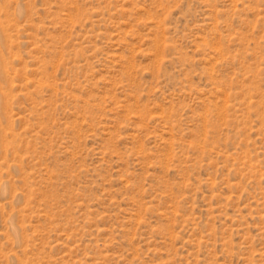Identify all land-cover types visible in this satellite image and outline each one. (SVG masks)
Here are the masks:
<instances>
[{
    "label": "rangeland",
    "instance_id": "1",
    "mask_svg": "<svg viewBox=\"0 0 264 264\" xmlns=\"http://www.w3.org/2000/svg\"><path fill=\"white\" fill-rule=\"evenodd\" d=\"M0 264H264V0H0Z\"/></svg>",
    "mask_w": 264,
    "mask_h": 264
}]
</instances>
